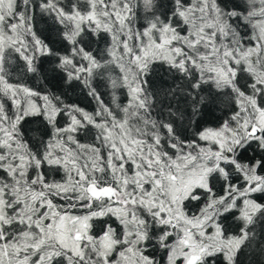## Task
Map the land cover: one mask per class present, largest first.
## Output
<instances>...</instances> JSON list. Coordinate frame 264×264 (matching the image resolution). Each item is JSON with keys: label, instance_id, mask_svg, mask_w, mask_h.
Returning a JSON list of instances; mask_svg holds the SVG:
<instances>
[{"label": "snow or ice", "instance_id": "6c2138e0", "mask_svg": "<svg viewBox=\"0 0 264 264\" xmlns=\"http://www.w3.org/2000/svg\"><path fill=\"white\" fill-rule=\"evenodd\" d=\"M253 243L264 0H0V264H237Z\"/></svg>", "mask_w": 264, "mask_h": 264}, {"label": "trees", "instance_id": "16d2710c", "mask_svg": "<svg viewBox=\"0 0 264 264\" xmlns=\"http://www.w3.org/2000/svg\"><path fill=\"white\" fill-rule=\"evenodd\" d=\"M45 26V21L41 20L39 14H37V27L43 28ZM165 79L169 80V84H171V80L169 77H165ZM153 80L157 85L161 83L159 77L154 76ZM75 99V94L70 93ZM216 116L221 115L220 111L217 109L215 112ZM210 119H214V117H210ZM257 232H260V227H257ZM258 240L261 237L258 236ZM237 264H264V253L261 252L260 247L257 243H253L252 245L243 248L237 257Z\"/></svg>", "mask_w": 264, "mask_h": 264}]
</instances>
